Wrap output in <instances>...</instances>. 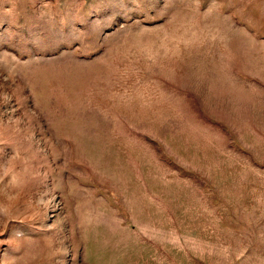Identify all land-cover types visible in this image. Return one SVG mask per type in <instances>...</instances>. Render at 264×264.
<instances>
[{
  "label": "rangeland",
  "instance_id": "rangeland-1",
  "mask_svg": "<svg viewBox=\"0 0 264 264\" xmlns=\"http://www.w3.org/2000/svg\"><path fill=\"white\" fill-rule=\"evenodd\" d=\"M0 264H264V0H0Z\"/></svg>",
  "mask_w": 264,
  "mask_h": 264
}]
</instances>
